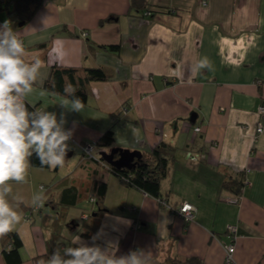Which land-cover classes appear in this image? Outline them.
Wrapping results in <instances>:
<instances>
[{
  "label": "crops",
  "instance_id": "1",
  "mask_svg": "<svg viewBox=\"0 0 264 264\" xmlns=\"http://www.w3.org/2000/svg\"><path fill=\"white\" fill-rule=\"evenodd\" d=\"M13 1L2 4L0 25L8 21L23 40L26 62H42L26 103L58 118L65 113V128L72 130L69 156L82 155L78 144L95 145L108 129L113 145H95L98 155L113 147L148 154L170 144L175 150L161 197L173 207L184 201L196 207L186 222L99 163L78 160L68 173L31 165L27 183L11 182L9 197L22 199L16 211L24 219L13 230L22 243L19 264L47 260L48 241H63L62 250L75 246L72 235L91 244L98 232L96 243L114 244L117 257L142 250L150 264L191 257L226 264L223 243L232 242L234 264H264V131L256 132L257 124L264 125L258 114L264 104V0H144L135 6L132 0H29L27 8L34 11L23 22L10 18ZM203 57L214 71L193 72ZM53 65L103 67L112 77L90 81L83 111L69 112L58 105L64 95L44 88ZM94 179L107 182L104 211L82 226L87 213L80 212L84 208L73 193ZM231 180L245 182L239 190L225 188ZM42 184L49 187L44 198L50 194L58 201L62 194L68 205L58 230L43 218L54 213V205L44 202L39 212L31 206ZM236 195L238 202L228 201ZM87 206L98 209L91 201ZM228 225L237 227L234 240ZM85 230L88 237L81 235Z\"/></svg>",
  "mask_w": 264,
  "mask_h": 264
},
{
  "label": "clouds",
  "instance_id": "2",
  "mask_svg": "<svg viewBox=\"0 0 264 264\" xmlns=\"http://www.w3.org/2000/svg\"><path fill=\"white\" fill-rule=\"evenodd\" d=\"M24 42L5 21L0 25V238L12 233L15 226L24 219L16 211L22 199L14 197L11 182L27 183L33 154L40 161L41 168L64 167L69 150L68 141L72 130L66 129L65 113L59 118L55 112L33 108L29 110L25 98L32 93L40 76L42 62L35 58L31 63L24 59ZM214 71L212 62L203 57L192 71ZM77 89L68 84L64 88V99L58 104L69 112L80 113L85 103L76 96ZM43 186L31 198V206L44 205ZM101 233L91 238V244L80 235H72V245L62 250L57 247L47 260L39 264H150V254L142 250L116 256V246L108 243L101 247L96 243ZM115 249V251H113Z\"/></svg>",
  "mask_w": 264,
  "mask_h": 264
},
{
  "label": "trees",
  "instance_id": "3",
  "mask_svg": "<svg viewBox=\"0 0 264 264\" xmlns=\"http://www.w3.org/2000/svg\"><path fill=\"white\" fill-rule=\"evenodd\" d=\"M28 1L29 0H14L12 6L9 8L10 18L14 21H26L30 15H32L34 9H28ZM144 0H132V4L138 5ZM2 4L0 5L1 8ZM27 9L24 17L20 20H15L19 17V13L21 8ZM109 50H116V46H108ZM81 70L82 74H78ZM79 70V68L74 67H62L59 65H53L50 68L49 75L44 82V88L50 91L51 93L64 95V88L66 83L73 85L76 89V96H78L83 102L87 99V88L86 85L90 81H106L112 77L111 72L107 71L103 67H83ZM29 106V110H34L32 106ZM114 137L113 131L111 129L106 130L101 134L98 140L95 142V145L101 148H108L113 145ZM94 145V147H95ZM175 147L167 143H160L158 146L153 148L148 154H142L141 158L136 159L134 161V166L131 169L121 168L116 169L110 166L108 163L103 161L101 157L100 159L87 158L82 153L80 161H90L94 163L102 164L107 170L115 175L122 184L136 188L142 192H145L155 198L164 199L161 197V181L166 177L169 167V162L171 161L174 155ZM32 166L40 167V161L36 157L35 154L30 158ZM105 163V165L103 164ZM47 168V167H45ZM244 184V180H231L225 181L223 186L229 189H237L239 190ZM48 189L47 185H45V189ZM46 189V190H47ZM89 194V201L97 206L98 209L91 211L86 214L85 219L80 220V222L86 224L89 219L93 218V213L95 215H99L104 211V198L107 190V182L103 180L94 179L91 183V186L87 188ZM78 191L73 193V197L76 196L79 198L80 194H77ZM63 195H59V200L55 201L53 197L49 194L46 198H44L47 206L54 205L55 211L50 215H43L44 219L52 220L51 226L54 227V230H58L60 215L64 214L63 210L68 205H65L63 201H61ZM74 201V200H73ZM60 203L64 204V207L61 209L62 212H58V208ZM41 208V207H40ZM39 209L38 212H39ZM86 212V211H81ZM76 224V220L71 222H67L66 225ZM81 235L84 237H88L90 234L88 231L81 232ZM63 241L53 242L48 241V254L45 258H48L54 249L57 247H61ZM22 243L16 232H12L7 236L0 238V249L2 257L5 261V264H19L22 259L20 256V247ZM61 249V248H60ZM170 264H202V261L198 258L191 257L185 260L172 259Z\"/></svg>",
  "mask_w": 264,
  "mask_h": 264
},
{
  "label": "built area",
  "instance_id": "4",
  "mask_svg": "<svg viewBox=\"0 0 264 264\" xmlns=\"http://www.w3.org/2000/svg\"><path fill=\"white\" fill-rule=\"evenodd\" d=\"M5 0H0V5L4 3ZM85 35V34H83ZM258 114L260 115H264V104H261L258 107ZM195 131H200V127H195ZM262 131H264V125H262L261 123L257 124L256 127V132L257 133H261ZM78 147L80 149V151L84 154L85 157L87 158H94V159H100L99 156L96 157L93 154V148H94V144L93 143H84V144H78ZM105 165V163H103ZM245 182V181H244ZM43 186V188L45 189V185H40V187ZM240 199L239 195L233 196L231 198L228 199L229 202L231 203H236L238 202ZM158 201L162 204L167 206L172 212H174L175 214L181 216L182 218H184V220L186 222L192 221L194 218V214L196 212V207L187 202L184 201L182 202L178 207H173L170 206L165 199H160L158 198ZM35 210L39 209V208H34ZM85 216H83V218H85ZM236 230L237 227L235 225H228L227 226V231L230 234V237L232 240H234L236 238L235 234H236ZM223 248H224V254H225V263L226 264H234L235 260H234V250H235V245L234 242L232 243H223Z\"/></svg>",
  "mask_w": 264,
  "mask_h": 264
},
{
  "label": "water",
  "instance_id": "5",
  "mask_svg": "<svg viewBox=\"0 0 264 264\" xmlns=\"http://www.w3.org/2000/svg\"><path fill=\"white\" fill-rule=\"evenodd\" d=\"M193 117H191V120L194 119ZM69 155L70 152H67L66 157ZM141 155L142 153L139 150L122 149L119 147H113L109 151L103 150L99 152L101 159L116 169H131L134 166V161L141 158Z\"/></svg>",
  "mask_w": 264,
  "mask_h": 264
},
{
  "label": "rangeland",
  "instance_id": "6",
  "mask_svg": "<svg viewBox=\"0 0 264 264\" xmlns=\"http://www.w3.org/2000/svg\"><path fill=\"white\" fill-rule=\"evenodd\" d=\"M93 154L98 155V149H94ZM80 159H81V155L78 153V151H74L73 155L66 157V160H68L67 161L68 165L64 166V168L62 169L63 173H68V172L72 171V169L77 165L78 160H79V163L81 162ZM87 193H88V190L86 187H83L82 190L80 191L79 202H78L77 206L84 208V209L80 210V212L81 211H86V213L91 212L90 207L87 206L88 202H89V194H87ZM63 207H64V204L60 203L57 211L62 212L61 209Z\"/></svg>",
  "mask_w": 264,
  "mask_h": 264
},
{
  "label": "flooded vegetation",
  "instance_id": "7",
  "mask_svg": "<svg viewBox=\"0 0 264 264\" xmlns=\"http://www.w3.org/2000/svg\"><path fill=\"white\" fill-rule=\"evenodd\" d=\"M100 157V156H99Z\"/></svg>",
  "mask_w": 264,
  "mask_h": 264
}]
</instances>
